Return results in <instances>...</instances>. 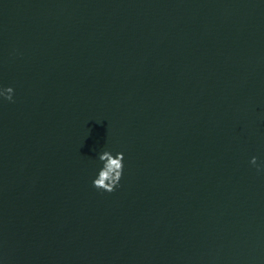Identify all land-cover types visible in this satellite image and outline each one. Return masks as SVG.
<instances>
[{
	"label": "water",
	"instance_id": "obj_1",
	"mask_svg": "<svg viewBox=\"0 0 264 264\" xmlns=\"http://www.w3.org/2000/svg\"><path fill=\"white\" fill-rule=\"evenodd\" d=\"M9 87L0 264H264V0H0Z\"/></svg>",
	"mask_w": 264,
	"mask_h": 264
},
{
	"label": "clouds",
	"instance_id": "obj_2",
	"mask_svg": "<svg viewBox=\"0 0 264 264\" xmlns=\"http://www.w3.org/2000/svg\"><path fill=\"white\" fill-rule=\"evenodd\" d=\"M0 97L11 102L13 89L9 87L0 90ZM99 160L102 162L103 167L99 171L97 178L94 179L93 186L97 190L111 193L119 186L122 178L124 156L122 153H117L114 157L113 154L105 151L99 156ZM251 163L256 165L257 161L255 157L252 158Z\"/></svg>",
	"mask_w": 264,
	"mask_h": 264
}]
</instances>
